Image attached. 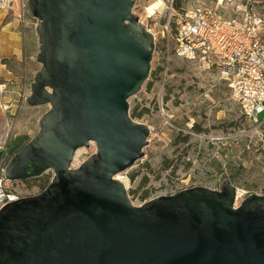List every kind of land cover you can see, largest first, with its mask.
Segmentation results:
<instances>
[{
    "label": "water",
    "instance_id": "obj_1",
    "mask_svg": "<svg viewBox=\"0 0 264 264\" xmlns=\"http://www.w3.org/2000/svg\"><path fill=\"white\" fill-rule=\"evenodd\" d=\"M135 1H24L41 63L26 102L50 107L4 177L53 178L0 208V264H264V194L236 204L225 179L136 205L117 178L143 157L151 131L130 114L156 48ZM92 142L96 151L72 167Z\"/></svg>",
    "mask_w": 264,
    "mask_h": 264
},
{
    "label": "rangeland",
    "instance_id": "obj_2",
    "mask_svg": "<svg viewBox=\"0 0 264 264\" xmlns=\"http://www.w3.org/2000/svg\"><path fill=\"white\" fill-rule=\"evenodd\" d=\"M156 1H135L133 11L147 27L153 25L146 18L147 8ZM166 1L159 8L163 16L167 14ZM176 1L189 8L198 0ZM200 1L217 7L225 19L238 17V8L249 5L263 21L260 39L264 43V0ZM33 22L37 21L33 19ZM155 31L157 47L151 73L142 88L129 98L130 114L135 108L143 112L133 119L148 124L151 130L143 157L126 170L127 175L120 174L133 203L140 205L158 195L175 194L195 186L220 189L225 179H230L237 188L236 204L249 195L264 194V125L254 124L228 106L227 83L218 78L217 70L166 55L161 49L164 43L161 29ZM26 97L13 96L11 104L8 102L10 112L0 105V140L3 135L8 138L0 170V200L6 195L41 192L43 178L50 181L53 178V172L47 171L33 180L31 187L14 180L18 182L9 183L10 190L5 188L6 164L37 134L39 121L50 107L30 106ZM259 117L264 118V112ZM95 151L93 142L78 149L72 167H78ZM165 160L170 162L168 169H163ZM132 173L137 174L134 180ZM135 189L137 192L130 194ZM145 192H148L146 200L142 199Z\"/></svg>",
    "mask_w": 264,
    "mask_h": 264
},
{
    "label": "built area",
    "instance_id": "obj_3",
    "mask_svg": "<svg viewBox=\"0 0 264 264\" xmlns=\"http://www.w3.org/2000/svg\"><path fill=\"white\" fill-rule=\"evenodd\" d=\"M16 1L21 2L22 14H27L25 0H0V8L8 10ZM166 6V16L160 13V7L153 12L147 11L146 15L154 25L146 27L154 34L155 40L156 28L161 29L164 41L162 51L169 57L176 56L217 70L218 78L227 83L228 106L254 124L264 125V118L259 117L264 112V43L260 39L262 19L249 5L239 7L238 17L230 19L223 18L217 7L200 0L189 8L176 7L175 0H167ZM5 91V83L0 82V96L4 97ZM1 106L4 111L10 112L8 102L2 101ZM161 109L164 110L163 106ZM7 140L5 135L0 140V170ZM126 172L117 175L125 184L124 176L120 174ZM6 181L5 188L10 190L9 183L19 180L6 178ZM38 193L27 191L14 197Z\"/></svg>",
    "mask_w": 264,
    "mask_h": 264
},
{
    "label": "crops",
    "instance_id": "obj_4",
    "mask_svg": "<svg viewBox=\"0 0 264 264\" xmlns=\"http://www.w3.org/2000/svg\"><path fill=\"white\" fill-rule=\"evenodd\" d=\"M22 13L20 1L8 10L0 8V82L6 85L0 105L2 101L10 103L15 95L20 99L26 97L40 69L36 59L39 52L36 23Z\"/></svg>",
    "mask_w": 264,
    "mask_h": 264
},
{
    "label": "trees",
    "instance_id": "obj_5",
    "mask_svg": "<svg viewBox=\"0 0 264 264\" xmlns=\"http://www.w3.org/2000/svg\"><path fill=\"white\" fill-rule=\"evenodd\" d=\"M175 5H176V7H180L181 6V4L178 2V1H176L175 0ZM143 114V112H137L136 111V108L135 109H133L132 110V112H131V117L132 118H136V117H139V116H141ZM21 149V148H20ZM19 149V150H20ZM18 150V151H19ZM170 167V162H168V163H166V160H165V163H164V166H163V169H168ZM175 171V169L173 170V172ZM44 175V174H43ZM136 173H132L131 174V179L132 180H134L135 179V177H136ZM39 177H42V175L41 176H39ZM39 177H37V178H31V179H28V180H25L24 181V183H26L27 185H28V187H31V185L33 184L32 183V181L33 180H35V179H38ZM231 177V176H230ZM49 182H50V180L49 179H44L43 178V184H41V188L42 189H44L48 184H49ZM144 183H142L141 185H140V187L143 185ZM137 192V189H135V190H131L130 191V194H135ZM142 199H144V200H146V199H148V192H145V194L142 196Z\"/></svg>",
    "mask_w": 264,
    "mask_h": 264
},
{
    "label": "bare ground",
    "instance_id": "obj_6",
    "mask_svg": "<svg viewBox=\"0 0 264 264\" xmlns=\"http://www.w3.org/2000/svg\"><path fill=\"white\" fill-rule=\"evenodd\" d=\"M163 4V0H157L147 8L148 12H153L154 9L159 8Z\"/></svg>",
    "mask_w": 264,
    "mask_h": 264
},
{
    "label": "flooded vegetation",
    "instance_id": "obj_7",
    "mask_svg": "<svg viewBox=\"0 0 264 264\" xmlns=\"http://www.w3.org/2000/svg\"><path fill=\"white\" fill-rule=\"evenodd\" d=\"M4 195H6V193H3ZM13 197L12 196H9V195H6V196H3L1 197V200H0V208L9 200H12Z\"/></svg>",
    "mask_w": 264,
    "mask_h": 264
}]
</instances>
